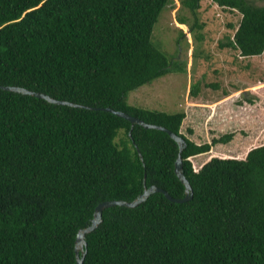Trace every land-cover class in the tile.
<instances>
[{"label": "trees", "instance_id": "1", "mask_svg": "<svg viewBox=\"0 0 264 264\" xmlns=\"http://www.w3.org/2000/svg\"><path fill=\"white\" fill-rule=\"evenodd\" d=\"M169 1L0 0V86L79 104L0 87V264H72L75 234L99 201H129L151 184L182 197L178 152L191 197L152 191L133 206L104 207L84 233L80 264H264V142L242 156L205 157L233 130L198 141L192 124L183 130L186 109L126 100L129 90L181 69L150 39ZM212 1L240 13L219 45L261 53L264 0ZM179 2L193 17L188 28L201 27L199 0ZM188 91L196 96L198 84ZM102 106L162 125L184 145Z\"/></svg>", "mask_w": 264, "mask_h": 264}, {"label": "rangeland", "instance_id": "2", "mask_svg": "<svg viewBox=\"0 0 264 264\" xmlns=\"http://www.w3.org/2000/svg\"><path fill=\"white\" fill-rule=\"evenodd\" d=\"M178 16L186 22H178ZM196 16L202 26L189 29L193 17L179 0H170L160 10L150 39L181 69L129 90L126 100L167 111L186 109L183 130L193 124V137L198 141L233 130L231 139L213 144L205 157L210 153L242 156L249 147L264 142V50L241 56L236 49L219 45L232 35L240 17L236 9L220 7L212 0H199ZM208 82L217 86L206 85ZM194 83L199 87L196 96L188 91ZM200 101L204 103L202 107L197 104ZM122 133L120 129L116 141ZM191 162L196 163L195 156Z\"/></svg>", "mask_w": 264, "mask_h": 264}, {"label": "water", "instance_id": "3", "mask_svg": "<svg viewBox=\"0 0 264 264\" xmlns=\"http://www.w3.org/2000/svg\"><path fill=\"white\" fill-rule=\"evenodd\" d=\"M0 87H2L4 89H8V90H13V91H17V92H22V93H27V94H31V95H34V96L42 97V98H45L46 100L54 102V103H65V104H68V105H79L77 103H73V102H70V101H67V100L55 99V98L49 96L46 93L38 92V91H35V90H30V89H27V88L22 87V86L1 85ZM99 108L103 109V110H108V111H110L112 113H115V114H117L119 116H122L125 119L129 120L131 123L135 122V123H139V124H141L143 126H146V127L147 126H151V127L163 129L173 139L176 140V142L178 143V146H179L178 149H181V147L184 145V140L180 136L176 135L175 133H173L172 131H170L169 129H167L166 127H164L162 125L147 123V122L139 119L138 117L132 116V115H130V114H128V113H126V112H124L122 110L114 109V108L109 107V106H102V107H99ZM173 170H174L176 176L184 184V191L185 192H184V195L182 197H173L166 190H164L163 188L151 184V185L143 188V190L135 198H133L132 200L125 201V200H120V199H110V200H102V201H99L98 203H96L94 208H93V213H92V217L90 219V223L87 226L78 229L76 234H75L74 246H73L75 260H74V262L72 264H80V262L82 260V254L84 252V249H83V245L85 244L84 233L89 231V230H91L96 225V223L100 219L101 210L104 207H107V206H110V205H114V204H123L125 206H133L136 203H138L139 201L143 200L152 191H161L164 194V196L167 199L171 200V201H184V200L189 199L191 197V195H192V191H191L189 183L187 182L186 178L183 175L179 152H178V154H177V156H176V158L174 160ZM79 251H81L80 255H79Z\"/></svg>", "mask_w": 264, "mask_h": 264}, {"label": "crops", "instance_id": "4", "mask_svg": "<svg viewBox=\"0 0 264 264\" xmlns=\"http://www.w3.org/2000/svg\"><path fill=\"white\" fill-rule=\"evenodd\" d=\"M190 101H191V100H190ZM189 103H192V102H189ZM197 104L200 105V104H204V103L200 101V102H198ZM192 126H193V124H192Z\"/></svg>", "mask_w": 264, "mask_h": 264}]
</instances>
